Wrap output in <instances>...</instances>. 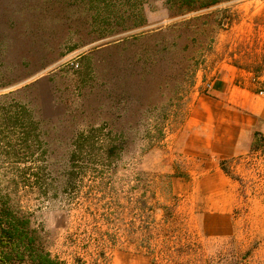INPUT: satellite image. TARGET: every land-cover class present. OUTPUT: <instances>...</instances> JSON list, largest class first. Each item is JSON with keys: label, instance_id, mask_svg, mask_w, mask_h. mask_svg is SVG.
I'll use <instances>...</instances> for the list:
<instances>
[{"label": "rangeland", "instance_id": "rangeland-1", "mask_svg": "<svg viewBox=\"0 0 264 264\" xmlns=\"http://www.w3.org/2000/svg\"><path fill=\"white\" fill-rule=\"evenodd\" d=\"M222 61L264 100V0L172 18L160 0H0L3 215L67 264H264V125L208 177L172 136ZM88 133L111 142L72 162Z\"/></svg>", "mask_w": 264, "mask_h": 264}, {"label": "crops", "instance_id": "crops-1", "mask_svg": "<svg viewBox=\"0 0 264 264\" xmlns=\"http://www.w3.org/2000/svg\"><path fill=\"white\" fill-rule=\"evenodd\" d=\"M216 71L214 77H196L188 93L183 122L172 134L178 139L183 157L193 169L205 171L199 173L205 177L218 174L217 161L238 153L240 142L253 129L258 130L259 124L264 125V100L259 102L250 90L235 84L238 76L250 73L224 61L212 73ZM206 83L211 85L208 90Z\"/></svg>", "mask_w": 264, "mask_h": 264}, {"label": "trees", "instance_id": "trees-1", "mask_svg": "<svg viewBox=\"0 0 264 264\" xmlns=\"http://www.w3.org/2000/svg\"><path fill=\"white\" fill-rule=\"evenodd\" d=\"M167 16L178 17L188 13L199 12L217 7L222 4H228L237 0H160ZM140 2V0H139ZM142 2V0H141ZM144 2L141 5L143 6ZM142 10V9H141ZM216 13L219 15V22L221 25H229L232 21L231 15L227 9L219 10ZM210 14L198 15L189 21L185 27H189L192 22L201 21V25L208 24L207 18ZM218 18V17H217ZM184 23V22H183ZM181 24L184 26V24ZM196 27V25H195ZM149 35V34H147ZM99 140V141H98ZM95 141V142H94ZM108 140L93 138L91 134L80 135L77 137L74 146L69 153V160H75L78 154L83 153V149L91 148L93 150L94 143H100L101 146L108 145ZM107 150V149H106ZM114 150H108L107 158L111 157ZM85 152V151H84ZM96 154L100 156L101 152L89 151V154ZM109 154V155H108ZM104 155V153H103ZM222 170L227 174L225 169ZM69 177L68 180L69 181ZM3 209L0 206V262L5 264H67L56 256H52L47 251L44 245L33 237L28 235V222L20 221L15 216H5L2 213ZM150 218V213L148 215ZM4 234V235H3Z\"/></svg>", "mask_w": 264, "mask_h": 264}, {"label": "built area", "instance_id": "built-area-1", "mask_svg": "<svg viewBox=\"0 0 264 264\" xmlns=\"http://www.w3.org/2000/svg\"><path fill=\"white\" fill-rule=\"evenodd\" d=\"M204 87H205L206 90H208V89H210L211 85H210V83H206L204 85ZM261 94L264 95V91H261Z\"/></svg>", "mask_w": 264, "mask_h": 264}]
</instances>
